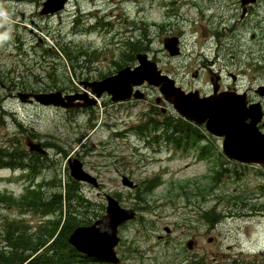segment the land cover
Masks as SVG:
<instances>
[{
	"label": "rangeland",
	"instance_id": "obj_1",
	"mask_svg": "<svg viewBox=\"0 0 264 264\" xmlns=\"http://www.w3.org/2000/svg\"><path fill=\"white\" fill-rule=\"evenodd\" d=\"M43 1H0V146L28 153L25 140L30 137L49 157L36 161L41 166L36 177L27 176L28 169H0V192L18 196L42 180L63 184L70 178L67 158H77L99 183L81 184L92 203L88 210L95 207L98 213L91 211V222L104 214L106 194L137 212L118 229L120 264H264V214L252 211L264 205V166L229 160L222 139L202 126L201 140L185 149L138 135L137 126L162 118L154 114L161 113L155 102L158 88L145 84L139 87L145 99L125 102H112L104 93L95 105L74 109L17 98V92L58 90L92 96L82 82L114 74L118 63L136 65V53L127 51V43L144 39L140 52L181 82L201 66L198 53L213 55L217 42L209 34L235 23L241 12L238 0H69L63 10L41 16ZM250 11L237 24L236 35L221 40L218 53L238 85L250 88L256 100L254 90L264 85V0ZM172 35L180 37L179 57L169 56L162 45ZM63 48L72 51L71 61ZM163 107L165 115L175 114ZM260 127L264 132V118ZM206 143L210 153L200 156ZM122 176L136 187H125ZM151 179L157 180L155 187L142 193L144 181ZM56 189L50 186L46 195ZM22 213L0 204V226L5 219H17L36 230L46 220ZM208 218L215 220L209 223ZM189 239L194 242L190 250Z\"/></svg>",
	"mask_w": 264,
	"mask_h": 264
},
{
	"label": "water",
	"instance_id": "obj_2",
	"mask_svg": "<svg viewBox=\"0 0 264 264\" xmlns=\"http://www.w3.org/2000/svg\"><path fill=\"white\" fill-rule=\"evenodd\" d=\"M256 0H241L243 13L246 5ZM67 0H44L39 11L40 15H50L61 11ZM163 46L170 56L180 53L177 37L164 38ZM137 66L124 67L116 74L102 80L83 82L84 87L100 97L104 92L110 95L112 101H124L134 97L143 98V93L134 91L145 82L159 87L163 99L170 103L174 110L183 118L197 125H204L208 133L222 138L223 154L234 161L244 164L264 165V133L258 129L263 112L260 103L247 105L245 94L221 93L201 98L198 93H185L175 86L173 79L161 74L155 62L149 60L146 54H137ZM257 92L264 96V87ZM21 102H35L41 105H52L64 109L94 105L96 101L84 94H63L61 91L17 94ZM29 152L46 155L39 142L26 139ZM68 167L72 179L86 182L98 187L94 176L83 169L82 162L77 158L68 159ZM122 184L128 188L136 185L126 176ZM132 208H123L112 196L106 195L105 214L88 226H78L68 236V243L75 250L88 257L105 262L118 264L115 247L119 242L118 227L135 218ZM168 232L169 230L166 229ZM194 242L188 240L186 247L192 249Z\"/></svg>",
	"mask_w": 264,
	"mask_h": 264
},
{
	"label": "trees",
	"instance_id": "obj_3",
	"mask_svg": "<svg viewBox=\"0 0 264 264\" xmlns=\"http://www.w3.org/2000/svg\"><path fill=\"white\" fill-rule=\"evenodd\" d=\"M139 42L145 46L147 39L129 41L127 51L130 54L140 51L142 48ZM62 51L69 61L74 58L71 56L72 51H67L66 48ZM120 67L121 65H118V68ZM152 124L167 142L173 143L176 147L182 146L185 149L189 145L194 146L202 137L197 127L180 118H167ZM209 153L210 145H202L201 155ZM32 157L36 159H28L29 156L16 147L0 146V169H28L26 175L34 177L41 168L36 161L46 160V158L41 159L35 154H32ZM213 179L216 180L217 177ZM55 182L57 184H54ZM156 183V179L144 181L142 193L151 190ZM50 186L57 189L46 195V190ZM139 193V191L136 192L137 198H139ZM0 204L4 207H18L23 212L22 214L34 213L46 218L36 227V230H31L23 220H3L0 226V238L3 244L0 245V264H105L79 254L67 242L68 235L74 227L91 223L92 219L89 215L93 209H96L94 207L88 210L92 203L81 191V184L78 182L67 178L63 185L59 180L53 182L42 180L37 186H27L18 197L12 193L0 192ZM100 207L103 209V205ZM48 216L50 218H47ZM214 220L207 219L209 223H213Z\"/></svg>",
	"mask_w": 264,
	"mask_h": 264
},
{
	"label": "flooded vegetation",
	"instance_id": "obj_4",
	"mask_svg": "<svg viewBox=\"0 0 264 264\" xmlns=\"http://www.w3.org/2000/svg\"><path fill=\"white\" fill-rule=\"evenodd\" d=\"M240 6V11H242L241 0L237 2ZM255 4V3H254ZM247 5L245 15L238 17L233 24H224L223 28L219 31L216 29L215 31L209 34V37L214 38L217 42L216 50L210 58L206 56L205 52L198 53L197 56L201 57L202 64L199 68H194L190 71V75L187 79H183L181 82L175 80L176 84L180 86L185 92H198L200 97L212 96L218 93L223 92H232L238 94H245V99L247 103L259 101L263 105L264 96H260L256 90L258 99H252L250 95V88H241L238 85L237 75L227 71V64L223 63V60L220 58L221 54L218 53V48L221 46V40L229 37H234L237 33V24L246 20L247 16L250 14L251 7L254 5ZM234 33V34H233ZM233 34V36H231ZM180 38V37H179ZM227 75L228 81L226 82ZM144 93V92H143ZM144 95H146L144 93ZM156 101H159V98H156ZM160 103V104H159ZM159 106L165 104L162 100L159 101ZM263 124V121L260 123V126ZM257 210L254 212L264 214V205L258 206L256 205ZM260 209V210H259Z\"/></svg>",
	"mask_w": 264,
	"mask_h": 264
}]
</instances>
